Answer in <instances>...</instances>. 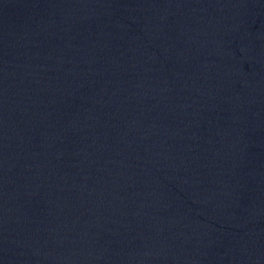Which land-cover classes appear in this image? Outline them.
Wrapping results in <instances>:
<instances>
[{
    "label": "water",
    "instance_id": "obj_1",
    "mask_svg": "<svg viewBox=\"0 0 264 264\" xmlns=\"http://www.w3.org/2000/svg\"><path fill=\"white\" fill-rule=\"evenodd\" d=\"M0 264H264V0H0Z\"/></svg>",
    "mask_w": 264,
    "mask_h": 264
}]
</instances>
